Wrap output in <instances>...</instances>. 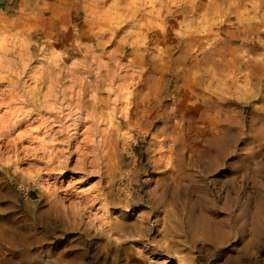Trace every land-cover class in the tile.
<instances>
[{
	"label": "rangeland",
	"instance_id": "1",
	"mask_svg": "<svg viewBox=\"0 0 264 264\" xmlns=\"http://www.w3.org/2000/svg\"><path fill=\"white\" fill-rule=\"evenodd\" d=\"M0 264H264V0H0Z\"/></svg>",
	"mask_w": 264,
	"mask_h": 264
},
{
	"label": "bare ground",
	"instance_id": "2",
	"mask_svg": "<svg viewBox=\"0 0 264 264\" xmlns=\"http://www.w3.org/2000/svg\"><path fill=\"white\" fill-rule=\"evenodd\" d=\"M96 89V88H95ZM127 89V88H126ZM110 90V89H108ZM125 94V93H123ZM124 96V95H123ZM122 96V97H123ZM81 98V97H80ZM85 102V101H84ZM130 102V101H129ZM78 103V102H77ZM128 103V102H127ZM126 110V108H125ZM112 115V114H111ZM99 142V141H98ZM102 144V143H101ZM103 145V144H102ZM101 145V146H102ZM100 148V147H99ZM163 180V179H162ZM165 180V179H164ZM173 181H171V179L169 180V183H167L168 181H166V183H162V184H159L157 185V187L160 189L158 194H151V193H147V197L143 200V201H147L148 202V205H149V208L150 210H152L153 212H158L160 211V208L166 203L165 201L167 199H169L170 202L168 203H171V205L173 206V211L170 209V211L172 212L171 214V223L170 224V227H169V230L172 234V238L177 234L178 232V229H179V222H178V218H177V212L179 211L180 208H182L183 206L185 207L186 204H184L183 201H180V195L183 193H181V183H178L180 182L179 180L177 181H174V178L172 179ZM160 183V182H159ZM158 184V183H157ZM183 184V183H182ZM185 185V184H184ZM191 185V184H190ZM189 185V186H190ZM191 187V186H190ZM203 187V186H201ZM186 188V187H185ZM205 188V186H204ZM202 188V189H204ZM184 189V188H183ZM182 189V190H183ZM200 189V188H199ZM202 189L200 191H202ZM207 189V188H206ZM218 189V188H217ZM157 190V189H156ZM193 190V188H191V191ZM223 189H220V192H222ZM225 190V189H224ZM196 191V190H195ZM205 191V190H203ZM207 191V190H206ZM187 192V191H186ZM194 192V191H193ZM192 192V193H193ZM199 192V190L197 191V193ZM192 193H187V195L185 196V198L188 200L192 198ZM206 193V192H205ZM219 194V193H218ZM203 195V194H201ZM211 195V194H210ZM217 195V194H216ZM103 196V195H102ZM101 196V197H102ZM206 196V195H205ZM125 197V196H124ZM224 197L226 198H229V195L227 194L226 196L224 195ZM200 199V196L198 197ZM197 198V199H198ZM204 198V197H203ZM202 198V199H203ZM223 197L222 196H218L216 198H212V200L214 201L213 202V205L210 207V210L211 208L215 211H218L219 213H224L225 215H228L227 217L225 218H221L218 220L219 224H220V230L221 231H225V229H228L231 227V226H236L237 228H241V231L242 232H246L249 230V225L251 224H255L256 223V216L254 215V212L251 211V208L253 207V205L251 204V202H243L241 203L240 200H237L236 201V207H241L242 205V208L241 209H237L238 211L234 214H232V216H230L231 214L229 213V211L227 210L228 207L226 205L225 202H222L220 203V205H218L216 207V204L215 202H218V200H221ZM126 200V198H124ZM230 199V198H229ZM106 200V199H105ZM112 200V199H111ZM124 200V201H125ZM128 202H131L132 204H134L135 206H138V205H141L142 203L139 202V200L136 198V194H131L130 197H128L127 199ZM201 201V199H200ZM126 202V201H125ZM124 202V203H125ZM199 202V201H198ZM106 203V202H105ZM200 203V202H199ZM199 203H196L194 202L193 205H192V212H191V216L193 218L192 221H190V223H187V224H183L182 226H185V227H192L193 228V231H195V233H207L209 232V230L211 229V224L208 223V222H201L199 219L202 217V209H204L202 207L201 204ZM215 204V205H214ZM103 205V204H102ZM105 206V205H104ZM147 206V205H146ZM106 207V206H105ZM169 207V206H168ZM183 207V208H184ZM207 210V209H205ZM212 210V211H213ZM185 211V210H184ZM213 211V212H214ZM215 211V213H216ZM164 212H165V208H164ZM206 212V211H205ZM166 213V212H165ZM169 213V212H168ZM197 213V214H196ZM163 214V213H162ZM218 214V213H217ZM198 215V216H197ZM230 216V217H229ZM215 217V216H214ZM123 218V217H122ZM165 218V217H164ZM170 218V216H169ZM167 219V218H166ZM191 220V219H190ZM162 221V220H161ZM164 221V220H163ZM170 221V220H168ZM148 222V221H147ZM147 222H145V220H143V217H141L136 223H130L129 222V218H126L125 219V222H123L122 224V227H127L126 228V231L127 233H136L138 235L142 234L143 232H146L148 229H151L152 227L155 228V226L153 225H150V224H147ZM149 223V222H148ZM157 224V223H156ZM167 226V225H166ZM124 227V228H125ZM163 227V225H162ZM217 227V228H218ZM160 230V229H159ZM162 232V231H161ZM124 237V236H123ZM165 237V236H164ZM168 237V236H167ZM166 237V239H167ZM138 238V237H137ZM170 239V238H169ZM134 240V239H133ZM138 240V239H137ZM137 240H134V242H138ZM140 240V239H139ZM174 240V239H173ZM204 240V239H203ZM140 242V241H139ZM150 249L152 250L153 247H150Z\"/></svg>",
	"mask_w": 264,
	"mask_h": 264
}]
</instances>
